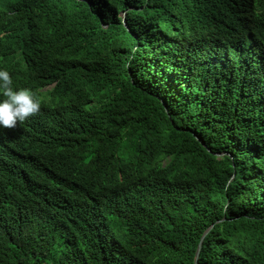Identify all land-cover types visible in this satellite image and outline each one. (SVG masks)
<instances>
[{
  "label": "trees",
  "instance_id": "1",
  "mask_svg": "<svg viewBox=\"0 0 264 264\" xmlns=\"http://www.w3.org/2000/svg\"><path fill=\"white\" fill-rule=\"evenodd\" d=\"M0 68L57 83L0 128V264H264V0H0Z\"/></svg>",
  "mask_w": 264,
  "mask_h": 264
},
{
  "label": "clouds",
  "instance_id": "2",
  "mask_svg": "<svg viewBox=\"0 0 264 264\" xmlns=\"http://www.w3.org/2000/svg\"><path fill=\"white\" fill-rule=\"evenodd\" d=\"M36 95L30 88H16L9 71L0 68V128H14L18 122L35 115L41 108L42 95L45 107L52 99L57 83L48 78L36 79Z\"/></svg>",
  "mask_w": 264,
  "mask_h": 264
},
{
  "label": "water",
  "instance_id": "3",
  "mask_svg": "<svg viewBox=\"0 0 264 264\" xmlns=\"http://www.w3.org/2000/svg\"><path fill=\"white\" fill-rule=\"evenodd\" d=\"M124 17H125V14L123 15V18ZM202 243H203V240L201 241V243L199 245V248H198V252H197V256H196V261H195L196 264H198V259H199V256H200V251H201V248H202Z\"/></svg>",
  "mask_w": 264,
  "mask_h": 264
}]
</instances>
